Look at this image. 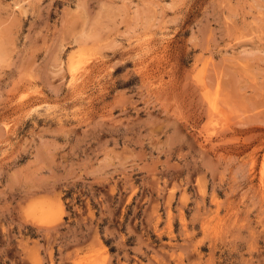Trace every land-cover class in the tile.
<instances>
[{
	"label": "rangeland",
	"instance_id": "1",
	"mask_svg": "<svg viewBox=\"0 0 264 264\" xmlns=\"http://www.w3.org/2000/svg\"><path fill=\"white\" fill-rule=\"evenodd\" d=\"M0 264H264V0H0Z\"/></svg>",
	"mask_w": 264,
	"mask_h": 264
}]
</instances>
